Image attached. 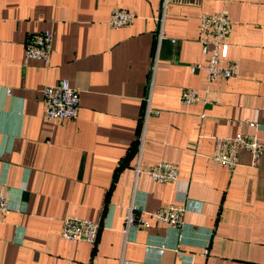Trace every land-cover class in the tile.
<instances>
[{
    "label": "crops",
    "instance_id": "0c3cea01",
    "mask_svg": "<svg viewBox=\"0 0 264 264\" xmlns=\"http://www.w3.org/2000/svg\"><path fill=\"white\" fill-rule=\"evenodd\" d=\"M114 8L133 19L109 27ZM221 9L239 71L205 90L204 70H189L205 61L198 18ZM159 14L160 0H0V196L10 205L0 264H264V130L253 164L243 150L230 171L207 159L213 136L250 134L245 122L264 120V0H172L156 47ZM45 29L48 64L25 59V37ZM62 79L78 89L77 115L45 120L40 90ZM184 87L204 102L182 104ZM147 96L158 113L139 166L171 162L175 184L133 172ZM184 196L181 229L144 214L148 227L122 232L128 206L149 212ZM68 215L98 224L94 243L60 237Z\"/></svg>",
    "mask_w": 264,
    "mask_h": 264
},
{
    "label": "built area",
    "instance_id": "2783aa9c",
    "mask_svg": "<svg viewBox=\"0 0 264 264\" xmlns=\"http://www.w3.org/2000/svg\"><path fill=\"white\" fill-rule=\"evenodd\" d=\"M172 0H160L159 25L156 31V47L162 36V23L167 5ZM134 13L125 8H114L109 12L107 25L111 28L126 26L133 19ZM232 22L226 9L211 13H202L198 18V30L196 41L200 46L201 53L205 56L203 63L189 66L194 72L203 69L205 72V90L215 80H226L237 76L239 71L238 62L227 57V38ZM53 34L49 29L34 31L27 34L23 42V55L25 59H35L45 65L49 62ZM174 43V40H170ZM156 54V53H155ZM78 89L69 85L67 80L62 79L56 84L44 85L40 90L42 116L45 120H72L78 112ZM204 102L199 90L193 87H184L180 90V102L184 105L195 102ZM150 105V98H145V105L141 117V129L136 144V164L133 172L135 175L142 173L157 183L175 184L178 180V168L175 164L160 160L149 166L140 167L139 158L143 147L145 125L150 114H157ZM245 124L252 129V133L238 132L234 136H213V149L207 159L218 164L228 171L239 164L238 153L243 150L249 154L251 164L254 163L263 151V144L256 137L257 132L264 130V120L248 121ZM188 199L167 203L158 208L138 213L130 205L126 208L123 217L122 232L124 235L128 229L139 230L148 227L147 217L153 219L154 224H163L171 229L179 230L183 224V214L188 210ZM9 200L0 196V220L9 211ZM98 224L87 218L75 215L65 216L61 220L59 235L62 239L71 241H84L94 243L97 235ZM180 257L183 254L177 251ZM206 253V250L204 251ZM119 264H128L122 257Z\"/></svg>",
    "mask_w": 264,
    "mask_h": 264
}]
</instances>
